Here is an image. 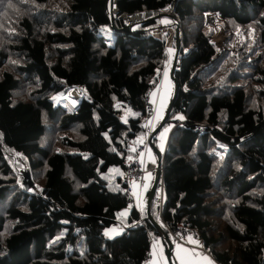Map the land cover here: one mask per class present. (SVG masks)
Segmentation results:
<instances>
[{
  "label": "trees",
  "instance_id": "obj_1",
  "mask_svg": "<svg viewBox=\"0 0 264 264\" xmlns=\"http://www.w3.org/2000/svg\"><path fill=\"white\" fill-rule=\"evenodd\" d=\"M108 2L0 0V264H143L161 238L122 174L168 67L164 16L180 89L151 215L197 230L220 264H264V0H118L154 11L133 31ZM208 14L232 30L221 51ZM80 85L76 107L56 99Z\"/></svg>",
  "mask_w": 264,
  "mask_h": 264
},
{
  "label": "built area",
  "instance_id": "obj_2",
  "mask_svg": "<svg viewBox=\"0 0 264 264\" xmlns=\"http://www.w3.org/2000/svg\"><path fill=\"white\" fill-rule=\"evenodd\" d=\"M108 3L110 6V14H114V15L120 14V18L125 20L127 24L133 25L134 29L140 26L144 22V20L153 17L155 15L154 11L152 10L121 13L118 7V0H109ZM163 13L170 14L171 13L170 8H165L163 10ZM155 85L156 83L153 84L152 90L154 89ZM76 90L80 92V99H81L85 91V88L82 85L71 89L66 95H71ZM66 95L56 96V99L66 101L72 107H76L79 104L80 100L79 102H77L78 104H74L69 100V98ZM146 104H147L146 119L144 124L145 131L139 139H133L130 142L132 154L128 156V158L126 159L124 172L122 174L123 183L126 185L125 193L129 196L130 202L134 200L133 192L135 190V186H143V184L145 183L146 173L151 172L154 174L157 172L158 169L157 163L148 162L144 164L140 158V155L145 150L150 148V140L152 133L154 131L151 123L149 122V120L151 119V117L155 112V106L151 102L150 94L147 98ZM157 190L159 191V195L156 198V201L160 206V210H162L163 205L165 203V188L163 184V179ZM160 218H161V213H160ZM161 221L164 227L169 231L170 238L172 239L174 244H185V243L189 244L188 239L193 238L194 242L190 245L192 247L199 249L200 255L203 256L208 255L214 258L213 253L202 245L200 234L197 230L186 227L183 224L173 225L171 222L166 221L163 218H161ZM152 254H153V247H151V249L148 251V254L143 264H152Z\"/></svg>",
  "mask_w": 264,
  "mask_h": 264
},
{
  "label": "crops",
  "instance_id": "obj_3",
  "mask_svg": "<svg viewBox=\"0 0 264 264\" xmlns=\"http://www.w3.org/2000/svg\"><path fill=\"white\" fill-rule=\"evenodd\" d=\"M171 68L167 67L163 71V76L160 81V87L157 89H153L150 93L151 102L155 106V112L149 122L151 123L153 130H155L158 125L161 123L162 119L165 116L167 108L171 102V98L174 90V82L169 78L168 71L171 73ZM170 129V128H169ZM171 130L168 132L170 134ZM168 133L161 138L159 135L157 136L156 141L154 142L158 149L165 153ZM164 139V140H163ZM141 160L144 164L148 162L157 163L158 156L156 152L151 148L145 150L140 155ZM156 174L151 172L146 173L145 183L143 186H135V190L133 192L134 200L130 202L128 209L133 207H137L141 211H143L145 205L148 210L149 196L151 189L155 183ZM121 214H124L123 212ZM194 242L193 238L188 239L189 244H175L173 250V258L175 262L178 264H219L216 259L208 256V255H200L199 249L192 247L190 244ZM166 245V247H165ZM153 254H152V264H169L167 259V243L164 238L154 239L153 240Z\"/></svg>",
  "mask_w": 264,
  "mask_h": 264
},
{
  "label": "water",
  "instance_id": "obj_4",
  "mask_svg": "<svg viewBox=\"0 0 264 264\" xmlns=\"http://www.w3.org/2000/svg\"><path fill=\"white\" fill-rule=\"evenodd\" d=\"M211 15V16H210ZM173 18V16H171ZM214 17L213 19L216 20V14H208L207 16V23H209V19ZM115 15L111 14V21L113 24V27L115 26V21H114ZM175 19V17L173 18ZM147 20V19H146ZM177 20L175 19V22ZM217 22V20H216ZM218 24V23H217ZM124 30L126 31H133V25L127 24V26L124 28ZM214 38V37H213ZM176 46H177V52L176 55L174 56V62L171 68V78L174 82V90H173V95L171 98V102L167 108V111L165 113L164 118L162 119L161 123L158 125V127L153 131L152 136H151V140H150V146L151 148L156 152L157 156H158V162H157V172H156V179H155V183L151 189L150 192V196H149V205H148V218L151 221V223L154 225V227L160 232L161 236L164 238L165 242L167 243V259L169 264H178L177 262H175L174 258H173V250H174V243L172 241V239L170 238V236L165 232L163 226L151 215V203L154 200V197L156 195V191L158 189V186L160 185V183L162 182L163 179V169H164V158H165V154L162 153L158 147L155 145L154 143V138L157 137L159 135V133L161 132V129L163 128L164 124L166 123V121L169 118V114L172 110L174 101L178 95L180 86H179V82L178 79L175 76L176 71L180 68L181 66V58L179 57V50L181 47V28L179 25V22H176ZM26 178L24 179V185L27 189H31L35 187V183L32 180L31 174L28 173L26 176Z\"/></svg>",
  "mask_w": 264,
  "mask_h": 264
},
{
  "label": "rangeland",
  "instance_id": "obj_5",
  "mask_svg": "<svg viewBox=\"0 0 264 264\" xmlns=\"http://www.w3.org/2000/svg\"><path fill=\"white\" fill-rule=\"evenodd\" d=\"M213 18L214 17H212V18L209 19V25L213 28V37H214L213 39H214V42H216V44L219 46L220 51H221L223 49L224 44L226 43V41H227L230 33L232 32V30H231V28L229 26H227V28L226 27H223L222 24L228 25V22L222 21V24H220L219 21L217 20V18H216L217 22ZM161 22H162L161 23V26L162 27L161 28H158L156 30H153V33L156 36H159V37H161L163 33H169L168 34V45H167V48H168V52L170 54V58H169V62H168V65L167 66L170 67L171 65H173L174 56L176 55V52H177V49H176V52H175V46H174V29L172 28V26L170 24L171 21L169 20V17H166V16L161 17ZM227 29H228V32H227ZM233 29H235V27H233ZM238 36H239V34H237V37ZM168 75H169V78L172 80L170 71H168ZM162 76H163V74H161V73L158 75V78H157V80L155 82L156 85L154 86V90L160 87V81H161ZM62 102L64 104H68L66 101H62ZM171 128L172 127L167 126V128H165L164 130H162L160 132V134H159V138H161V136H163L164 133L166 135L171 130ZM168 135H169V133H168ZM111 174L112 173H109L108 176H110ZM154 174H156V173H154ZM158 188H159V186H158ZM154 199L156 200V195H155ZM145 208H146V205H145L144 209ZM121 230H124L123 226L117 225V226H114L112 228V230H111V228L107 229L106 232H107V234H109L110 236H112L113 235L112 232L119 233V232H121Z\"/></svg>",
  "mask_w": 264,
  "mask_h": 264
},
{
  "label": "bare ground",
  "instance_id": "obj_6",
  "mask_svg": "<svg viewBox=\"0 0 264 264\" xmlns=\"http://www.w3.org/2000/svg\"><path fill=\"white\" fill-rule=\"evenodd\" d=\"M67 97L69 98V100L74 103V104H78L77 102H79L80 99V92H78L77 90L74 91L71 95H67Z\"/></svg>",
  "mask_w": 264,
  "mask_h": 264
}]
</instances>
